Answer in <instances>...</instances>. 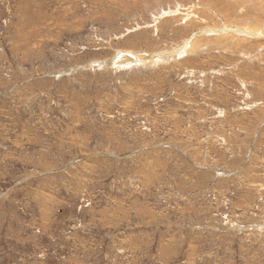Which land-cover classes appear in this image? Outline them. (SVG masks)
Returning <instances> with one entry per match:
<instances>
[{
	"label": "rangeland",
	"instance_id": "1",
	"mask_svg": "<svg viewBox=\"0 0 264 264\" xmlns=\"http://www.w3.org/2000/svg\"><path fill=\"white\" fill-rule=\"evenodd\" d=\"M250 1L0 0V264H264Z\"/></svg>",
	"mask_w": 264,
	"mask_h": 264
},
{
	"label": "bare ground",
	"instance_id": "2",
	"mask_svg": "<svg viewBox=\"0 0 264 264\" xmlns=\"http://www.w3.org/2000/svg\"><path fill=\"white\" fill-rule=\"evenodd\" d=\"M229 1H230V0H229ZM237 1H238V0H237ZM239 1H240V2H242V1H246V2L251 3L250 0H239ZM252 1H253V0H252ZM263 1H264V0H263ZM256 3H257V2H256ZM260 3H263V2H260ZM260 3H259V5H261ZM257 4H258V3H257ZM257 4H256V6H258ZM237 5H238V4H237ZM263 6H264V5H263ZM258 7H259V6H258ZM253 8H254V7H253ZM263 8H264V7H263ZM261 17H262V16H261ZM235 31H237V29H236ZM246 31H247V30H242L243 33L240 32L241 35H237L238 37L242 38L240 41H244V40H243L244 38H249L247 35H245V34H246ZM248 34H250V33H248ZM235 35H236V34H235ZM235 35H234V36H235ZM252 35H253V34H252ZM234 36H232V37H234ZM249 36H250V35H249ZM232 37H231V38H232ZM234 38L237 39V37H234ZM237 40H239V39H237Z\"/></svg>",
	"mask_w": 264,
	"mask_h": 264
}]
</instances>
